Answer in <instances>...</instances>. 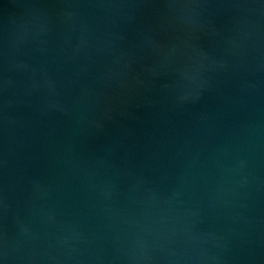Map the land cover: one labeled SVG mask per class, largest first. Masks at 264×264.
I'll return each instance as SVG.
<instances>
[{
  "label": "water",
  "instance_id": "obj_1",
  "mask_svg": "<svg viewBox=\"0 0 264 264\" xmlns=\"http://www.w3.org/2000/svg\"><path fill=\"white\" fill-rule=\"evenodd\" d=\"M0 264H264V0H0Z\"/></svg>",
  "mask_w": 264,
  "mask_h": 264
}]
</instances>
